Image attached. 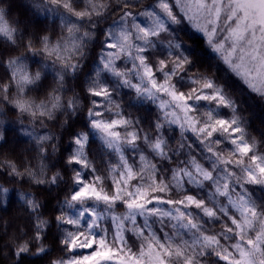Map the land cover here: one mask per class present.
<instances>
[{"label": "snow or ice", "instance_id": "obj_1", "mask_svg": "<svg viewBox=\"0 0 264 264\" xmlns=\"http://www.w3.org/2000/svg\"><path fill=\"white\" fill-rule=\"evenodd\" d=\"M23 2L47 22L0 0V264H264L238 98L264 105V0Z\"/></svg>", "mask_w": 264, "mask_h": 264}, {"label": "trees", "instance_id": "obj_2", "mask_svg": "<svg viewBox=\"0 0 264 264\" xmlns=\"http://www.w3.org/2000/svg\"><path fill=\"white\" fill-rule=\"evenodd\" d=\"M17 5L19 8H21L27 15L30 17H33L35 19L41 20L44 23L47 21L44 20L41 16H34L31 9H29L23 2V0H17ZM191 43V41H190ZM239 99H242L244 101V107L247 109V111H250L253 113L254 120H253V128L257 131L259 130V126L264 124V105L261 104L259 100H255L252 97L248 96L247 94L243 96H238ZM54 130V129H53ZM95 139V137H93ZM24 144H21V147H23ZM17 205H13L6 211L0 210V214H3L4 216L10 215L15 209Z\"/></svg>", "mask_w": 264, "mask_h": 264}]
</instances>
